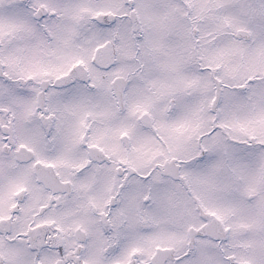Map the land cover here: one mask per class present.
I'll list each match as a JSON object with an SVG mask.
<instances>
[{"label":"snow or ice","instance_id":"snow-or-ice-1","mask_svg":"<svg viewBox=\"0 0 264 264\" xmlns=\"http://www.w3.org/2000/svg\"><path fill=\"white\" fill-rule=\"evenodd\" d=\"M0 264H264V0H0Z\"/></svg>","mask_w":264,"mask_h":264}]
</instances>
